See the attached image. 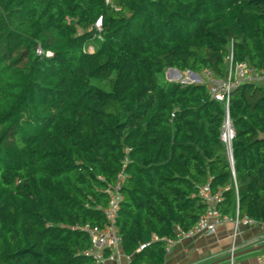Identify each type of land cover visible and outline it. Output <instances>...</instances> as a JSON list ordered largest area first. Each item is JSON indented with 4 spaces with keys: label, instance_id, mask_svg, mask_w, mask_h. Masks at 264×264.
<instances>
[{
    "label": "trees",
    "instance_id": "1",
    "mask_svg": "<svg viewBox=\"0 0 264 264\" xmlns=\"http://www.w3.org/2000/svg\"><path fill=\"white\" fill-rule=\"evenodd\" d=\"M230 51L264 69V0H0V264H95L74 226L105 225L120 173L129 264H164L152 236L190 228L207 183L222 213L264 223V84L226 110L207 83L163 79L222 78Z\"/></svg>",
    "mask_w": 264,
    "mask_h": 264
},
{
    "label": "built area",
    "instance_id": "2",
    "mask_svg": "<svg viewBox=\"0 0 264 264\" xmlns=\"http://www.w3.org/2000/svg\"><path fill=\"white\" fill-rule=\"evenodd\" d=\"M109 3L110 0H105ZM101 17H99L95 26L100 29ZM91 51V50H90ZM39 52V50H38ZM227 60V72L224 77L210 76L207 84L209 88V93L212 98L220 101L224 104L226 110L229 104V96L231 92L243 83L252 84H264V69L256 68L250 65L247 61H234L232 58L231 51L226 56ZM209 71H203L202 73ZM193 72H191L192 74ZM211 74V73H210ZM199 82L193 80V82L200 83V79L196 76ZM191 82V81H190ZM189 83V82H187ZM234 137V128L228 114L223 119L220 140L226 146V153L228 159L231 161V142ZM123 174H118V181L112 190L108 191L109 199L106 207L103 209L104 217L106 223L102 227H90L85 226H74V228H79L87 232L91 239V248L85 253L91 255L94 259L95 264H106V263H117L121 253L118 250L121 246V238L115 227V216L119 209L120 196V183L123 181ZM198 195L202 202L206 204L204 212H202L194 222V224L183 230L178 226H175V237H161L160 239L156 236H152L153 240H162L164 242V252L165 256L169 255L171 252V247L173 242L179 238H193L201 235H209L215 232L216 228L228 221H232L235 224L242 223L244 225L253 226L258 223V221L249 218L247 216L239 217L238 210L236 209L235 214L230 216L228 214L222 213L218 209L219 203L222 201V189H217L212 191L209 184H204L199 187ZM147 244H140L137 251L143 249ZM236 251V246L232 244L230 249V257L232 260L233 254ZM129 261V256H125ZM259 264H264V254L259 259Z\"/></svg>",
    "mask_w": 264,
    "mask_h": 264
},
{
    "label": "crops",
    "instance_id": "3",
    "mask_svg": "<svg viewBox=\"0 0 264 264\" xmlns=\"http://www.w3.org/2000/svg\"><path fill=\"white\" fill-rule=\"evenodd\" d=\"M232 244L236 251L231 260ZM118 250L121 256L112 264H129L121 246ZM263 254L264 223L248 226L228 221L212 234L176 239L164 264H259Z\"/></svg>",
    "mask_w": 264,
    "mask_h": 264
},
{
    "label": "rangeland",
    "instance_id": "4",
    "mask_svg": "<svg viewBox=\"0 0 264 264\" xmlns=\"http://www.w3.org/2000/svg\"><path fill=\"white\" fill-rule=\"evenodd\" d=\"M88 49L92 50V47H89ZM191 72L192 71L190 70H187L184 72H179V71L176 72V71H169L168 69H166L164 71L163 79L169 80V81H179L181 83H187L191 81L190 83L200 84V83H207L209 77L212 76V74L207 73V72H204V73L193 72L192 74ZM196 76L200 79L201 81L200 83H196V82H199V80L195 78ZM193 80L196 82H193Z\"/></svg>",
    "mask_w": 264,
    "mask_h": 264
},
{
    "label": "water",
    "instance_id": "5",
    "mask_svg": "<svg viewBox=\"0 0 264 264\" xmlns=\"http://www.w3.org/2000/svg\"><path fill=\"white\" fill-rule=\"evenodd\" d=\"M168 70L169 71H176V72H178L176 69H172V68H169Z\"/></svg>",
    "mask_w": 264,
    "mask_h": 264
}]
</instances>
